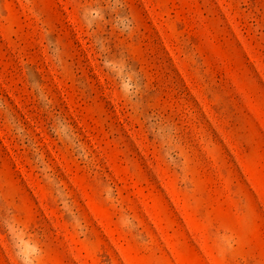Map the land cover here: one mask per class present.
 Here are the masks:
<instances>
[{
	"label": "rangeland",
	"instance_id": "obj_1",
	"mask_svg": "<svg viewBox=\"0 0 264 264\" xmlns=\"http://www.w3.org/2000/svg\"><path fill=\"white\" fill-rule=\"evenodd\" d=\"M0 264H264V0H0Z\"/></svg>",
	"mask_w": 264,
	"mask_h": 264
}]
</instances>
